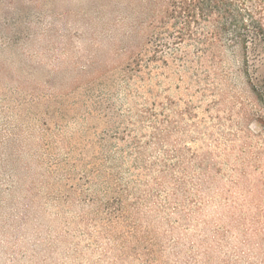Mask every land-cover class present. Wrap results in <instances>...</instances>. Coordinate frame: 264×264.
Instances as JSON below:
<instances>
[{
    "label": "rangeland",
    "instance_id": "374dc122",
    "mask_svg": "<svg viewBox=\"0 0 264 264\" xmlns=\"http://www.w3.org/2000/svg\"><path fill=\"white\" fill-rule=\"evenodd\" d=\"M151 15L0 0V264H264V67Z\"/></svg>",
    "mask_w": 264,
    "mask_h": 264
},
{
    "label": "trees",
    "instance_id": "16d2710c",
    "mask_svg": "<svg viewBox=\"0 0 264 264\" xmlns=\"http://www.w3.org/2000/svg\"><path fill=\"white\" fill-rule=\"evenodd\" d=\"M150 41L191 43L198 50L241 51L264 67V0H145ZM161 14V16H158ZM251 55V57L249 56ZM257 79L260 77L257 76ZM252 91L264 97V71Z\"/></svg>",
    "mask_w": 264,
    "mask_h": 264
}]
</instances>
